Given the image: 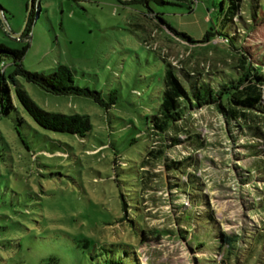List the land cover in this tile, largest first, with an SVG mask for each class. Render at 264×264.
Instances as JSON below:
<instances>
[{
  "label": "rangeland",
  "instance_id": "rangeland-1",
  "mask_svg": "<svg viewBox=\"0 0 264 264\" xmlns=\"http://www.w3.org/2000/svg\"><path fill=\"white\" fill-rule=\"evenodd\" d=\"M36 1L40 9L34 7L24 36L29 0H0V43L14 49L27 44L22 64L28 70L44 72L65 64L74 84L99 90L106 101L116 97L106 109L90 96L48 93L19 76L41 108L84 114L91 123L84 137L44 129L15 98L9 80L14 66L5 59L0 84L6 81L13 107L0 113V264H49L51 255L58 264H96L91 257L95 245L117 242L136 245L142 264H237L225 261L217 249H194L192 231L186 238L147 231L141 239L126 221L114 223L122 214L121 195L134 197L141 186L140 165L152 144L147 121L157 112L165 69L162 56L190 69L215 64L227 71L233 63L219 50L225 47L222 43L203 41L219 25L215 10L221 0H150L148 5ZM260 27L253 35L264 40V24ZM191 117L187 126L201 133L205 146H180L170 156L192 152L200 159L197 174L224 233H259L264 226V180L255 166L264 164L258 153L259 148L264 151V138L255 141L252 129L241 128L213 106ZM257 123L264 130V119ZM154 172L158 174L150 184L155 189L144 199V225L173 228L167 173L163 166ZM83 237L91 240L88 247ZM239 253L242 264H264V239L244 242Z\"/></svg>",
  "mask_w": 264,
  "mask_h": 264
},
{
  "label": "trees",
  "instance_id": "trees-1",
  "mask_svg": "<svg viewBox=\"0 0 264 264\" xmlns=\"http://www.w3.org/2000/svg\"><path fill=\"white\" fill-rule=\"evenodd\" d=\"M149 1L123 0L121 3L148 5ZM153 1L165 4L188 0ZM35 6L40 9L39 2L32 0L31 6L28 7L27 23L22 33L24 36L28 34ZM148 10V13H152V9ZM0 11H3L1 6ZM215 11L219 15V25L208 30L203 41L215 40L217 41L215 44L222 43L223 46H227L230 52L223 46L219 50L231 57L233 63L229 64L227 71L215 67V64H212L211 68L190 69L186 65H176L162 56L165 69L157 112L151 115L150 121L149 119L147 121L152 130V144L147 148L140 165L138 182L141 186L134 197L126 199L124 195H121L122 214L114 223L126 221L132 227L129 228L141 239H145L147 231L157 236L162 233L172 235L177 233L182 238H186L188 232L192 231L194 249H217L222 253L225 261L235 260L237 264H242L239 260L241 246L244 242L251 244L252 240L264 239V226L259 233H251L253 236H246L245 232L224 233L216 220L207 194L203 192L205 184L202 177L197 174L200 159L192 152L177 159L170 156V151H175L180 146L192 149L197 147L196 150L205 146V139L201 133L193 131L187 125L193 112L206 106L215 107L222 114L235 120L241 128L252 129L255 141L263 142L264 130L257 122L264 119V73L262 72L264 40L253 34L264 24V0H221ZM156 17L159 18L158 14ZM159 20L165 24L161 18ZM168 28L176 32L169 26ZM181 35L191 41L184 33ZM27 47L28 45L24 44L14 49L0 43V73L3 75L5 70V59H10L14 67L9 74V80L14 86L15 98L40 127L84 137L91 128L87 115L67 114L41 108L27 94L17 77L21 76L25 81L37 85L48 93L90 96L106 109L115 103L116 95L114 97L110 95L109 100L106 101L99 90L74 84L73 72L65 64H58L44 72L26 69L22 64V58ZM12 107L10 90L6 81L2 79L0 113L6 114ZM254 145L259 147L260 144ZM258 153L264 157L262 149L259 148ZM260 161L262 163L264 160L260 158ZM159 166H163L167 173L166 196L171 204L173 221V228L162 230L149 229L144 225L147 209L144 207V199L152 189H155L150 183L157 177L158 172L154 171ZM255 170L264 180V164L255 166ZM183 197L188 201V206H184ZM245 237L251 241L246 240ZM81 241L85 247H88L91 242L87 237L81 238ZM95 249L97 250L91 257L97 260L96 264H142L136 245L126 242L100 243L95 245ZM49 260V264H58V258L54 255H51ZM210 261L209 264H212V260Z\"/></svg>",
  "mask_w": 264,
  "mask_h": 264
},
{
  "label": "water",
  "instance_id": "water-1",
  "mask_svg": "<svg viewBox=\"0 0 264 264\" xmlns=\"http://www.w3.org/2000/svg\"><path fill=\"white\" fill-rule=\"evenodd\" d=\"M31 1H32V0H29V6H31Z\"/></svg>",
  "mask_w": 264,
  "mask_h": 264
}]
</instances>
